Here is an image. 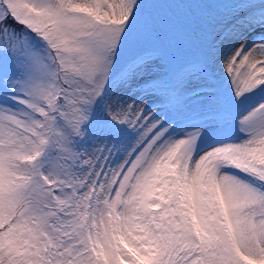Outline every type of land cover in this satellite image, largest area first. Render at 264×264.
<instances>
[{
  "label": "snow or ice",
  "instance_id": "1",
  "mask_svg": "<svg viewBox=\"0 0 264 264\" xmlns=\"http://www.w3.org/2000/svg\"><path fill=\"white\" fill-rule=\"evenodd\" d=\"M160 2L0 0V264H264V0Z\"/></svg>",
  "mask_w": 264,
  "mask_h": 264
},
{
  "label": "rangeland",
  "instance_id": "2",
  "mask_svg": "<svg viewBox=\"0 0 264 264\" xmlns=\"http://www.w3.org/2000/svg\"><path fill=\"white\" fill-rule=\"evenodd\" d=\"M147 7L150 10L156 11L160 14H170L174 11H180L185 7L183 4H178V3H171V2H160V3H155V4H149ZM11 23V21H9Z\"/></svg>",
  "mask_w": 264,
  "mask_h": 264
}]
</instances>
